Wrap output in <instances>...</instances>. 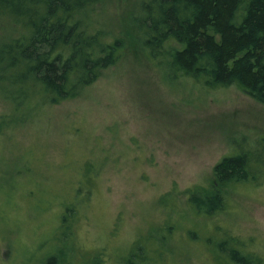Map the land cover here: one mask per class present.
I'll return each mask as SVG.
<instances>
[{
	"label": "rangeland",
	"instance_id": "1",
	"mask_svg": "<svg viewBox=\"0 0 264 264\" xmlns=\"http://www.w3.org/2000/svg\"><path fill=\"white\" fill-rule=\"evenodd\" d=\"M143 1L95 5L125 50L77 97L31 107L0 86V264H45L66 248L69 264H125L139 241L150 254L162 246L160 264H225L214 244L238 238L264 264V103L148 57L133 23ZM238 154L255 160L256 184L225 189L224 210L194 213L189 188H208Z\"/></svg>",
	"mask_w": 264,
	"mask_h": 264
},
{
	"label": "trees",
	"instance_id": "2",
	"mask_svg": "<svg viewBox=\"0 0 264 264\" xmlns=\"http://www.w3.org/2000/svg\"><path fill=\"white\" fill-rule=\"evenodd\" d=\"M102 1L0 0V24L13 30L0 46V86L8 98L31 107L75 98L119 60L124 39L92 18ZM142 9L133 23L148 57L167 59L176 76H190L210 89L235 85L264 103V0H144ZM252 162L238 154L217 163L208 188L188 190L190 203L201 212L194 213L208 217L224 210L225 189L239 181L256 184ZM214 239L209 234L210 247ZM237 241L214 244L216 254L230 258L221 259L225 264L260 262ZM139 243L125 264H160L165 258L161 245L151 247L150 254ZM67 249L45 264H69ZM219 259L215 256V262Z\"/></svg>",
	"mask_w": 264,
	"mask_h": 264
}]
</instances>
